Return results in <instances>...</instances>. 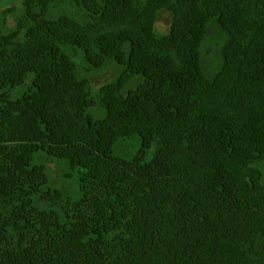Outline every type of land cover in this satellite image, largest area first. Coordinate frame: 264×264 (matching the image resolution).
I'll return each instance as SVG.
<instances>
[{"label": "trees", "instance_id": "trees-1", "mask_svg": "<svg viewBox=\"0 0 264 264\" xmlns=\"http://www.w3.org/2000/svg\"><path fill=\"white\" fill-rule=\"evenodd\" d=\"M18 1L0 9V264H264V0Z\"/></svg>", "mask_w": 264, "mask_h": 264}, {"label": "rangeland", "instance_id": "rangeland-1", "mask_svg": "<svg viewBox=\"0 0 264 264\" xmlns=\"http://www.w3.org/2000/svg\"><path fill=\"white\" fill-rule=\"evenodd\" d=\"M57 3L65 4L67 0H56ZM20 5L18 0H0V9L7 7H13V5ZM171 21V15L167 12H160L155 24V28L160 33H166ZM8 22L12 25V18H8ZM221 45V34L218 29L213 26L211 28L209 37L204 46V65L207 69L213 70L219 63V47ZM122 70V67L117 66L114 63L106 65L102 69L94 70L91 75L92 87L96 90L108 81L115 78ZM140 79V77H139ZM137 83V79L133 80L129 85V88H134ZM100 109H91L90 113L98 118L97 113ZM103 112V111H102ZM103 115V114H102ZM140 142L137 135L131 136L128 140L120 142L115 146V153L123 157H129L134 154L139 148ZM48 167L50 169V185L60 190L65 196L77 200L80 198L81 193L79 191V181L77 172L70 171L62 161L52 159L49 161ZM259 168L264 170V162L259 164Z\"/></svg>", "mask_w": 264, "mask_h": 264}]
</instances>
